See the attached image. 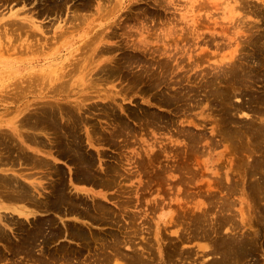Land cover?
I'll use <instances>...</instances> for the list:
<instances>
[{
    "label": "rangeland",
    "instance_id": "rangeland-1",
    "mask_svg": "<svg viewBox=\"0 0 264 264\" xmlns=\"http://www.w3.org/2000/svg\"><path fill=\"white\" fill-rule=\"evenodd\" d=\"M0 1H1L0 12H3L0 13L2 14L0 15V17H3L5 19L11 14L12 11L21 10L23 12L26 9V13L23 12V14H21V16H26L28 13H30L28 12L30 9L32 13L39 12L40 9L43 8L46 9V6L44 5L47 4L45 0H35L40 5H38L36 2L35 3L37 5L33 3L34 0L32 1L30 0V2L28 0L29 3L20 2L21 4L17 3L16 2L17 0H10V2H8V0L7 1L0 0ZM72 1H74V3ZM72 1L69 3L67 2V5L65 6L66 10L65 8L63 9V11H65L66 14L65 12L58 14L55 11H51L50 12L51 14L49 15L47 14V16L46 15L44 16V14L40 15V13L37 14L35 13L37 15V16L35 15L36 20L40 24L42 23L43 25H45L44 26L45 30L48 31L50 30L51 32L52 30L55 29L57 24L61 23L60 21H62V24H64V26L71 27L73 28L72 30L76 31L75 34H77V38H79L80 36L81 38H90L91 35L93 36L94 34L85 33L87 31V28L90 27L88 24H81L77 22L79 24L75 25L69 21L68 23L65 21V19H68L71 16L70 11L73 9V4L79 5L81 2H83L81 0H79L78 3H77L78 0L77 1L72 0ZM110 1L112 7L110 6ZM110 1L108 0L109 3L107 2V0L100 1L101 3L104 2V5H106V9H109V13L111 11L109 15L105 13L99 14V11L97 10V8H95V5L97 4L98 0L97 1L94 0L92 2V3L95 2V4L91 3V5H93L91 7L93 11L92 9H90L91 10L90 11L89 10L90 7H87L88 11L87 9L82 8L79 9L81 13L79 11L78 13H80L83 16H87L90 21L93 20L94 18L96 20L98 19L96 22H94V24L101 26H99L100 27L99 28L96 25H94L96 27L95 31L98 32V30L100 29L99 32L100 35H104V37H106L105 39L107 40V44L110 47L113 46V50H111L113 52L111 53L109 52L103 55V59L106 60V63H108V65L110 64V66L112 65L113 67L115 66V68L117 69H121L119 71L117 70L116 75H118V78H116L117 76H114L113 79L112 77L111 79L110 78L106 79V77H104L105 78L104 79L103 77H101V75L97 74L98 70L94 69V71H88L86 72L85 77H86V81L87 82L89 81L90 85L89 83H85L83 86L77 85L72 87L71 90H74V92H79L81 94L91 95V99L87 101H82V100L73 101L70 99V101L65 102L64 101L65 96H61V95L59 96V94L56 95L53 94L56 97L54 100L58 101L62 105H71L80 108L81 106L86 104L88 105L95 104L97 102L107 103L109 102V100L111 101L112 97H114L115 101L113 102L115 103V107H117L118 110L117 112L121 116H124V118L127 119V121H129L132 124V126L135 128L136 133H138V130L141 131L142 128L140 127L141 120H139L140 121L139 122L138 120L133 119V117H135L136 115L135 113L140 114L141 117L143 116V119L144 117H146L151 113H156L163 116L164 119L166 118L167 120L173 123L172 131L177 130L178 126L181 128H190L191 130H193V132L196 133L206 132L207 138H203L202 140H200L201 142L199 144L200 148H194L196 151L194 150L193 152L190 150L193 153L192 154V153H188L190 151H188V148H185L184 146L185 143V141L183 140L184 137H177L173 133L172 135H170L168 133V131L170 130V126L166 124H163V126L165 127L163 129L165 130H154V129L151 130L156 132L155 136L158 137L160 141L164 138H170L175 142L174 145L176 146L177 144H179L178 147L180 148L178 147L172 149L165 148L164 150H162L163 148H160L161 145H157L155 146V148L153 147L146 148L147 143L144 140H147L148 142H152V140H150V138L152 137L147 136V133L145 131H142L140 134L136 135V137L134 136L135 138H132L130 140L128 139L129 137L120 134L116 137V140L112 143H106L105 145L96 144V143L92 144L89 141V138L87 137V133H88L87 130L83 128L82 135H83V144H84L85 152L90 151L94 153L95 156H97L99 152L106 151L107 155L101 157L102 168H104L106 163H109L111 165L120 163L119 170L121 169L124 176H121V180L117 184V186L111 188L110 190L102 189L101 187H96L92 185L85 186L81 183H76L78 185H81L77 187L80 188L87 187V189L94 191H103V192L106 191L108 192V196H112V197L113 195L119 196L123 192L120 195L122 196V200H126L127 198L130 197H134L135 199L140 198V204L138 206L139 208H137L136 206H131L130 208H127V210L131 214H133L136 211H140L146 216V218H144L143 225L141 226L142 233L137 238L138 242L140 243L138 247L141 249V251H143L144 248L143 245L147 246L148 244V248L150 250L147 248L144 255L146 259H148L149 261L150 260L153 261V264L154 263L163 264V262H161L160 260V257L158 258V256H160L159 253L160 248L158 242H161L163 249L169 252L172 251V248H175L176 244H177V249L176 248L175 249L180 250V252H182V248H184V250H188V249L191 250V254H190L191 256L189 258L173 256V263L175 262L174 264H183L184 261L185 262L187 261L188 264H206L208 261H213L211 260L212 258L215 259L216 257H218V254H216L217 256H215V253H213V255L212 253L211 254L209 253V251H211L213 247L211 245L214 244V241L212 243L210 239L208 240V239L194 237L193 228H191L192 226L191 219L194 217L196 218V215H204L206 217L208 216L207 217L208 221L210 220L209 222L213 224L216 222V220H220L222 218L224 219V216L234 217L235 215L237 220H240L242 222V215L248 214L249 216V214L255 213L254 208L255 207L257 208V206L260 204H258L254 200L255 197H253V194L251 195L249 194L248 188L245 191L244 189L245 186L243 185L242 177L245 172L247 173L246 167L249 168L248 162L249 161L254 162L257 159V157L259 158V156L263 152V148L260 149L257 147L258 144L259 145L261 144L262 147H264V136L262 135L259 136L258 140H255L254 143L250 138L244 139L243 143L241 141L242 143L241 144L236 140H228L222 137L221 135H219L218 133L219 126L223 124V122L221 121H223V117H224L223 110L220 112L221 103H218V100L215 101L213 99L212 100L206 99V96L204 98V95H206L205 92L206 90L204 89L205 90L204 91L205 94H204L202 90L203 88H200V86L207 79L220 75L223 77V74L226 73V75L228 76L224 74L225 78L221 77L222 80H224V82L222 81V83L220 84L221 86H225V84L227 83V79L228 81L229 78L230 80L233 79L231 77V74H233L234 77L240 74L236 78L238 79L240 76L243 77H240L239 79L241 78L242 79L239 81L236 79L235 81L237 82L236 85H234L235 84L234 80L232 81L233 87L238 86L236 88H233L235 89V91H237V93L235 92L236 96H233L232 99L233 101H235L233 104H237V106L243 108H241V111L238 110L237 112L236 109H234L235 111L233 110L232 112L235 114L236 118L238 117L239 120H249L253 118L256 121L257 125L264 123V54H263L264 50L262 51V53L261 51H259V49L261 48L264 49V42H263L264 41V0H248V1L247 0H113L114 2L112 0ZM240 1H242V3ZM244 1L246 2L244 3ZM6 2H8V4H6ZM70 4L72 5L70 6ZM33 5H35L36 7ZM133 6L135 9H132ZM33 7L35 8V10ZM129 7L131 8L130 11H129ZM113 9H115V11ZM75 10L77 11V6L74 7L73 11ZM94 10L96 11V13ZM145 10H147L148 13ZM149 10H151L152 12ZM144 11L145 13H147L146 15ZM158 11L160 12V14ZM139 12L143 13V15L140 14ZM53 13L54 16L52 15ZM85 13H87V15ZM134 13L136 15V18ZM61 14L62 15L65 14V18L64 15L62 17ZM150 15L151 16L154 15L155 19L158 16L157 17L158 22L157 21L155 22L154 17L151 18ZM99 16L101 17L102 20L99 19L100 18ZM125 17L128 18L126 19ZM56 18L58 19L57 22L55 21ZM149 20L150 22L147 24L146 22ZM46 23L47 25H49V27L48 26L46 27ZM135 23H139V24L135 25ZM167 24L168 26H166ZM50 25L52 26V29ZM74 25L78 27V28L76 27V29H79L78 31L74 29L75 28ZM51 32H49V34L47 33V35L52 36L53 32L52 33ZM106 34L108 35L106 36ZM259 37L261 40H259ZM66 39L67 37L65 38L58 37L53 44L48 45L46 47V49H50L48 50L47 53H53L61 45H63L62 43H64ZM254 39L257 41V44L255 43L256 41L254 42L256 45H252L254 44L253 43ZM176 40H179V42L178 41H177L178 43L175 42ZM172 42L174 44H171ZM260 42L263 43L261 44ZM258 44L259 45L261 44L262 47L261 45L259 46ZM81 46H82L81 41L75 44L72 43V46L69 47V50H66V48L63 49V52L61 53L62 55L61 58L57 60L55 56H52L51 61L53 62L57 60L56 62H54L55 64H57L59 62L66 61V59H68V61L69 60L72 61L73 59H75V57H81V55L79 54H82L83 52L80 50L77 51L75 54L74 53L71 54V52L76 51ZM254 46L255 48H253ZM59 50L60 49H58L57 51ZM142 51L144 52V54H142ZM131 52L132 54L130 55ZM27 53L29 54H25V53L20 54V51H14L9 54H3V55L0 54V65H1L0 68L2 67L0 71L8 70L4 68V67H8L5 66L6 64L25 63L24 65H20L21 67L17 68V70H19V73L15 71V73L13 74L12 83L16 81L18 82L22 78H27V76H29L30 74L32 75L33 73L32 71H34L35 69L33 67H30L31 66L30 64H33L31 62L32 61L34 62V60H37V58L43 56L40 54H32L31 52H27ZM133 54L134 56L132 57ZM47 55L49 54L44 55L42 58L48 57L50 59V55L49 56ZM175 55H176V59H174ZM255 55L257 58L255 57ZM139 56L141 57V59ZM110 58L113 59L111 60ZM114 58H118V59L120 58V61ZM136 58L137 60L139 59L137 61L138 63L136 62ZM255 58L257 60H255ZM114 60H116L117 63H115L116 61ZM131 60L133 63L131 62ZM141 60L142 62L139 63ZM160 60L161 63L163 60L164 63L162 64L163 66L160 65L161 64L159 63ZM165 60L168 63L165 62ZM103 64H105V62H103ZM121 64H122V68L120 67ZM170 64L173 66H171ZM240 64L243 65L241 66ZM41 65H43V62ZM166 65L168 70L167 68H165ZM168 65H170L171 67ZM175 65L178 69H176L175 72H173ZM231 66L232 68L233 66L236 67V71H238L239 73L234 70L235 68L231 70ZM249 66H250V70H248ZM156 67L158 68L157 70ZM251 67L253 69H251ZM78 68L80 69L81 67L78 66ZM229 68L230 70H227ZM243 68L247 70L244 71ZM141 69L144 72L145 71L146 72L144 73ZM122 70L125 72V74L121 72ZM129 71H131V73ZM147 71L149 72L148 74H146ZM150 71H152V73ZM160 71L161 73H159ZM162 71L166 73L164 74L162 73ZM226 71H228V74ZM232 71H235V73ZM240 71H244V72H240ZM118 72L121 73L119 74ZM126 72L129 74H127ZM134 72L137 73L136 74L137 76L138 73L141 74H139L138 77H135L136 75L134 74ZM132 73L133 75H135L134 78L132 77L133 76ZM142 73H143V78L142 76H140L142 75ZM123 75L126 79L123 77ZM150 75L151 77H149ZM152 75H157V76H155L156 77L155 78ZM165 75L168 76L167 77L168 79H166ZM256 75L257 78L254 80L253 78H255ZM184 76H185V81L182 84L174 85L175 82H179L181 78H184ZM250 76L253 78H251ZM160 77H162V79L164 78L163 81L165 83L163 82L161 86H157L155 83L154 87L152 88L150 84L153 85L154 84L153 81L158 82L157 78L159 79ZM245 77H247V79H245ZM129 78H131L132 81ZM136 78L140 80L138 81ZM144 78L146 80V84H144V80H143ZM5 79H6L5 82L8 81L7 80L8 78ZM122 79H124L125 81H123ZM149 79L150 81L152 79L151 81L152 83H150ZM127 80L129 81V84ZM136 80L138 82V86L136 85L137 84ZM248 80L250 82H247ZM171 82H173L174 84L173 83L170 84ZM238 82L239 85H237ZM27 83L28 81L26 80L25 84L21 86L29 87ZM139 83L141 86L139 85ZM127 85L130 86L127 87L130 89L127 88L125 89ZM187 85L188 87H192V88L195 87L197 89L196 95L198 96L196 95L193 96L194 95L193 92L190 93V95L193 96V99L191 101L186 100V98L183 97V95L185 94V92L183 91H186L183 88L187 89ZM6 86L7 85L4 84L2 87H0L1 91H7L8 89ZM139 86L143 88L139 89L140 88ZM145 86L148 88V90H146L147 88H144ZM28 87H26V89H21V88L18 89V91H26L27 97L25 96L24 99L21 98L20 99L9 98L11 100L7 98L2 99L1 96L2 94L0 93V142L3 140L7 142L10 146V148H6L4 149V151H2L1 149L2 143L0 144V157L1 156L3 157L2 158L3 162H1L2 164L0 165V173L12 174L20 178L27 176V178L26 177L25 178L29 182L36 181V182H42L44 185H47L48 179L44 177L47 176L46 169L34 168L32 166L21 164L20 162L22 160H20L19 157L16 156L17 149L15 148V146H19L20 148L25 149L28 152L47 158L50 161H52V163H57L62 167L66 168V170L70 169L71 167L70 164L66 163L67 162L66 159L60 157L58 154L55 157H51L50 155L45 154L44 151L49 152L48 148H50V146L48 144L41 143L40 145H37L35 143L26 142V140H23L22 136L19 135L20 132L14 130V128H12V125H9L7 123V121H9L11 124L16 122L15 128H18L19 130L22 131L20 127L21 120L30 111L35 110L33 97L31 96L32 98H29L32 89L31 88L29 89ZM132 87H134V89H132ZM149 87L152 89H149ZM175 89H177V91ZM139 90H142L143 92ZM12 91L14 90L11 91L9 90L8 92H12ZM169 91L172 92L171 94L181 91L182 93L179 99L182 100L178 99L176 103L174 102L172 104L162 103L161 101L164 100V97H167L168 94H170ZM199 92H201L203 95ZM4 94L7 95L6 93ZM100 95L110 96L111 99L103 100L102 97H99ZM199 96L201 97L195 98ZM256 96H258L259 98L258 97L256 98ZM152 97L153 100H151ZM251 97L252 99H250ZM154 99L157 100L155 101ZM197 99L200 100L196 101ZM158 100L159 102H157ZM247 101H249L248 103L250 104H248ZM238 102L240 103L238 104ZM241 102L244 104L240 106ZM160 103L162 106L160 105ZM244 105L247 107H245ZM249 105L251 110L248 108ZM258 105L259 107H257ZM124 107L126 108V110L127 108H129L130 110L129 109L128 110L132 113L130 114L128 110H127L128 112L124 110ZM255 107L257 109H255ZM96 108H101V106L93 107V111H92L93 114H91V116H93V118H97V121L102 123L103 126L106 127L108 132L111 131L112 128L114 127V122L109 123L106 117L103 118L102 116H99L100 110ZM243 109L244 111H242ZM221 113L223 114V116ZM23 129H26L25 131L28 132L32 131L26 127H24ZM12 137L15 140H13ZM44 137L49 140V143L51 145L56 147L55 144L52 143L51 137H49L47 134L44 135ZM148 137L150 138L148 139ZM94 139H97V137L96 138L94 137ZM250 140L252 142H250ZM238 146L241 147L238 148ZM10 152L14 154L13 155L14 161L12 160L11 157L8 158L7 156H5V155H12ZM190 154H192L190 156L191 158L187 156ZM156 155L158 157L156 158L155 161H152V158H155ZM149 158H151V161H149ZM164 167L167 168V170L169 171L168 173L161 170ZM161 171L163 173H161ZM251 179H255V176L253 175L248 177V184L251 183L252 181ZM235 186L238 187V188L236 187L237 190L235 189ZM251 197L253 199H251ZM227 199H229L230 201L233 199L232 200L233 204L231 207L230 206L224 207L223 203L224 201H228ZM105 200H106L105 202L111 208L115 210L118 209L117 205L113 202L114 200H110L108 199V197H106ZM254 202L257 203V206ZM0 205L2 207H14L16 209L26 208V209L34 210V208L28 204L14 202V201L12 202L10 200H0ZM232 209L233 211H231ZM1 211L3 213H6V215L8 214L7 216L10 215H11L10 217L13 216L14 223L4 222L7 225L5 226V224H3V226H5V229L9 232V234L13 236L12 238L14 239V241L15 239L17 240V237L19 236L18 232L20 231L19 229L21 228L20 227L18 229V225L15 224L16 221H20L24 223V225L27 228L30 226L29 222L34 218V216H26L25 214L12 212L6 210L5 208L2 209ZM42 214L45 213H43L42 211L40 212L36 211V215L39 216ZM124 220L126 219H123V221ZM157 225L159 226L158 230L161 231L160 234L161 241H158L155 238L156 237L155 229ZM226 225L222 229L223 230L222 234L225 233L229 235L231 233V230L229 231L230 229L229 227L231 224H229V226ZM207 226L209 227L208 224ZM104 227L106 228V226H102V228ZM16 228L18 230H16ZM246 228H244V230L237 229L236 231L238 233L240 232L243 234L244 232L249 231L248 229L246 230ZM258 228L259 226L255 224L254 229H258ZM180 234L184 235L185 237L179 239ZM147 240L148 241L150 240L152 243L148 242ZM66 241L68 243H66ZM141 241L143 243H141ZM176 241L178 243H176ZM57 242L51 245L53 251L54 249H56L55 248L56 246L58 248L60 246L63 247L64 245H68L72 243V241L66 239L63 240L60 239ZM144 242H146V244ZM150 243L152 246L150 245ZM260 243L263 246L262 245L257 246V248L259 247L256 250L258 254L255 253V256L257 258H255V261H250L249 264H251V262L252 264H261V263L264 264V244H263L264 241H261ZM5 244L6 243H4L3 241H0V249L3 252L5 251L7 253V256L8 255L9 256L8 258L6 256L5 259L0 260V264H15V262L16 264H18L17 262L20 263L25 262L24 264H28V263L33 264V262L31 261L30 262L22 261L24 258L23 256H21L22 258L20 256L14 257L15 255L11 254L6 249ZM72 244L74 245V242ZM164 245H167V247H165ZM153 246L154 248H151ZM37 250H39V248ZM150 251L151 253L153 252V255L150 253ZM37 252L39 253L40 251ZM180 252L178 253V255L181 254ZM62 263L63 262H60L58 264H62Z\"/></svg>",
    "mask_w": 264,
    "mask_h": 264
},
{
    "label": "bare ground",
    "instance_id": "bare-ground-1",
    "mask_svg": "<svg viewBox=\"0 0 264 264\" xmlns=\"http://www.w3.org/2000/svg\"><path fill=\"white\" fill-rule=\"evenodd\" d=\"M45 1L47 2V4L44 5V6H46V9H44L42 7L43 9H40L39 12L32 13L31 9L28 8L30 10L28 11V9H27V11L30 13H28L26 16H21V14H23V12L26 13V9L25 10L23 9L24 10L23 12L21 10L12 11L11 14L6 19L3 17H0V54L3 55V54H9V53L14 52V51H20V54H23V53L29 54L27 52H31L32 54H40L43 56L46 54L50 55V59L48 57L42 58L43 56H41V57L37 58V60H34V62L32 61L31 63H33V64H30L31 65L30 67H33L35 69L34 71H32L33 72L32 75L30 74L29 76H27V78H22L18 82L16 81L14 83H12L13 74L15 73V71H17L19 73V70H17V68L21 67L20 65H24L25 63H22V64H18V63L6 64L5 66H8V67H4V68H6L8 70L0 71V87H2L4 84H6L7 85L6 87L8 90L7 91H1V89H0V91H1L0 93L2 94L1 95L2 99H6V98L7 99H9V98L24 99L25 96L27 97L26 91H18V89L19 88L26 89V87H28V86L22 87L21 85H24L26 80L28 81V83H27V85H29L28 88L32 89V92L29 95V98L33 97V103L35 105V108H34L35 110L30 111L21 120L20 127H21L22 131L19 130L18 128H15L16 122L11 124L9 121H7V123L9 125H12V128H14V130H16L17 132L19 131L20 132L19 135L22 136L23 140H26V142L35 143L37 145H40L41 143L42 144H48L50 146V148H48L49 152L44 151V153L47 155H50L51 157H55L58 154L60 157L65 158L67 161L66 163L70 164L71 167L69 170H66V168L62 167L61 165H59L57 163H52V161H50L47 158L35 155L31 152L26 151L25 149L20 148L19 146H15V148L17 149V152H16L17 155L16 156L19 157L20 160H22L20 162L21 164H25L27 166H32L34 168L46 169L47 176H44V177L48 179V183H47V185H44L42 182H36V181H30L29 182L26 180L27 176H25L26 178L23 177L24 178L23 179V178L17 177L16 175L0 173V200H10L12 202L14 201V202H19V203H25V204H28L31 207H33L35 210L34 211V210L26 209V208L16 209L14 207H2L0 205V241H3L4 243H6L5 244L6 249L11 254L15 255L14 257L23 256L24 258H23V260L21 259L22 261H28V262L31 261V262H33V264H58L60 262H63L62 264H153V261H151V260L149 261L148 259L145 258V255H144L146 249L148 248V244H147V246L142 244L144 247L143 248L144 252L141 251V249L138 247L140 243L138 242L137 238L142 233L141 232L142 231L141 226L143 225V221H144V218H146V216L140 211H136L133 214H131L127 210V208H130L131 206H136L137 208H139L138 206L140 204V198L135 199L134 197H130V198H127L126 200H122V196H120V195L123 192L119 196L113 195V197H112V196H108V192H106V191L105 192L94 191V190L87 189V187L86 188L77 187V186H81V185H78L76 183H81L85 186L92 185V186H96V187H101L102 189L110 190L111 188H114L115 186H117V184L121 180V176H124L121 169L119 170L120 163L114 164V165L106 163L104 168H102L101 157L104 155H107L106 151L99 152L100 155L98 154L97 156H95V154L90 152V151L85 152L84 144H83L82 129L84 128L87 130V132H88L87 137L89 138V141L92 144L96 143V144L105 145L106 143H112L116 140V137L120 134L125 135L126 137H129L128 139L130 140L132 138H135L136 135L140 134L142 131H145L147 133V136L152 137V138L148 137V139L150 138V140H152V142H148L147 140H144L147 143L146 148H152V147L155 148V146H157V145H161L160 148H163L162 150H164L165 148H167V149L168 148H171V149L177 148L179 144H177L175 146L174 145L175 142L172 139L164 138L160 141L159 138L155 136L156 132L151 130V129L165 130V129H163V128H165L163 126V124H166V125L170 126V130L168 131V133L170 135H172V133H173L177 137H184L183 140L185 141V143H184L185 148H188V151L191 150L193 152L195 150L194 148H200L199 147V144L201 143L200 140H202L203 138H207V134H206V132L196 133V132H193V130H191L190 128H181L179 126H178L177 130L172 131V125H173L172 122H170L166 118L164 119V117L159 115V114L151 113V112H150L151 114L148 113L149 115L144 117V119H143V116L141 117L140 114L135 113L136 115H135V117H133V119H136L138 121L141 120L140 127L142 128L141 131L138 130V133H136L135 128L132 126V124L129 121H127V119H125L124 116H121L117 112L118 111L117 107H115V103L113 102V101H115V99H114V97H112V99H111L110 96H101L100 95L99 97H102L103 100L111 99L112 102L109 100V102H107V103L97 102L95 104H89V105L86 104V105L81 106L80 108L77 106L62 105L58 101H55L54 99L56 97L54 95H56V94H59V96L60 95L65 96V100H64L65 102L70 101V99L73 101H78V100L87 101V100L91 99V95L81 94L79 92H74V90H71V88L74 86H77V85L83 86L85 83H89V81L88 82L86 81V77H85L86 72L94 71V69H96V70H98L97 74L101 75V77H103V78L106 77V79H109V78L111 79V77H112V79H113L114 76H117L116 78H118V75H116L117 70L119 71L121 69H117V68H115V66L113 67L112 65L110 66V64L108 65V63H106V60L103 59V55H105L109 52L110 53L113 52V51H111V50H113V46L110 47L107 44V40L105 39L106 37H104V35H100V33H99L100 27L99 26H101V25L94 24V22H96L98 19L96 20L94 18L93 20L90 21L87 16H83L80 14L81 11H79V9L85 8V9H87V11H88L87 7H90L89 10L92 9L91 7L93 5H91V3L94 0H81L83 2H81L79 5L73 4V9L70 11V14H71L70 18L65 19V21L67 23L69 21L75 25L76 24L78 25L79 23L88 24L90 27L87 28V31L85 33H93L94 34L93 36L91 35L90 38H81V36L80 37L78 36L79 38H77V34H75L76 31L72 30L73 28H71V27L64 26V24H62V21H60V20L59 21L61 23L57 24L55 29L52 30L53 35L52 36L47 35V33L49 34V32H51V31L45 30L44 29L45 25H43L42 23L40 24L36 20V16H37L36 14L40 13V15L44 14V16L45 15L47 16V14L48 15L51 14L50 13L51 11H55L58 14H60L62 12H65V11H63V9L67 5V2L69 3L72 0L71 1H69V0H45ZM100 1L101 0H98L97 4L95 5V8H97V10L99 11V14L105 13V14L109 15L111 13V11L109 13V9H106V5H104V2L101 3ZM8 2H10V0H8ZM8 2H6V4H8ZM16 2L17 3H20V2L27 3L28 0H17ZM29 2H30V0H29ZM35 2L36 1L34 0L33 3H35ZM72 2L74 3V1H72ZM78 2H79V0L77 1V3ZM107 2H108V0H107ZM240 2L242 3V1H240ZM245 2L246 1H244V3ZM249 3H250V1H249ZM37 4L40 5L39 3H37ZM92 4H95V2ZM118 4H119V2H118ZM246 4H248V3H246ZM41 5H43V4H41ZM71 5L72 4H70V6ZM111 5L112 4L110 1V6ZM248 5H250V4H248ZM33 6H35V5H33ZM75 6H77V11L76 10L73 11ZM114 6H115V4H114ZM134 6L132 9H135ZM38 7H40V6H38ZM116 8H117V6H116ZM130 9L131 8L129 7V11H130ZM141 9H142V7H141ZM147 9H149V8H147ZM34 10H35V8H34ZM37 10H39V9H37ZM65 10H66V8H65ZM113 10L115 11V9H113ZM136 10H137V8H136ZM78 11L80 13H78ZM92 11H93V9H92ZM142 11H143V9H142ZM145 11L147 12V10H145ZM145 11H144V13H145ZM149 11H151V10H149ZM0 13H3V12H0ZM95 13H96V11H95ZM147 13H145V15ZM164 13H163V15H164ZM65 14H66V12H65ZM65 14H63L64 18H65ZM70 14H68V15H70ZM85 14L87 15V13H85ZM132 14H133V12H132ZM140 14L143 15V13H140ZM159 14H160V12H159ZM0 15H2V14H0ZM52 15L54 16V13ZM63 15H62V17H63ZM97 15H98V13H97ZM134 15H135V13H134ZM88 16H89V14H88ZM91 16H92V14H91ZM40 17H42V16H40ZM60 17H59V19H60ZM152 17H154V15L151 16V18ZM157 17H156V19L154 17L155 22L157 21ZM135 18H136V15H135ZM151 18H149V19H151ZM51 19H53V18H51ZM99 19H101V17ZM141 19H142V17H141ZM57 20L58 19L56 18L55 21L57 22ZM129 20H130V18H129ZM125 21H127V20H125ZM77 22H79V23H77ZM138 22H139V20H138ZM149 22H150V20L147 21L146 23L148 24ZM172 22H173V20H172ZM131 23H129V24H131ZM136 24H139V23H135V25ZM75 25H74V27H75L74 29H76V27H77ZM94 25L99 27L98 32L95 31L96 27ZM47 26L49 27V25H47V23H46V27ZM104 26H106V25H104ZM124 26H126V25H124ZM166 26H168V24ZM51 29H52V26H51ZM102 29H103V27H102ZM76 30L78 31L79 29H76ZM103 31H104V29H103ZM112 34H113V31H112ZM107 35L108 34H106V36ZM58 37H62V38L67 37V39L64 43H62L63 45H61L58 48V49H60L59 51H57L58 50L57 49L53 53H47L48 50H50V49H46V47L48 45L53 44L57 40ZM109 38H110V36H109ZM259 40H261L260 37H259ZM79 41H81L82 46L80 48H78L76 51L71 52V54H73V53L75 54L77 51L80 50L83 52L82 54H79V55H81V57H75V59H73V60L71 59L72 61H70V60L68 61V59H66V61H63V62H59L57 64L54 63L59 58L62 57L61 53L63 52L64 48H66V50H69V47L72 46V43L75 44ZM177 41L179 42V40H176L175 42H177ZM255 41L256 40L254 39L253 43ZM255 43L257 44V41ZM255 43L252 45H256ZM171 44H174V43L172 42ZM177 46H178V44H177ZM259 46H258V48H259ZM261 47H262V45H261ZM253 48H255V46ZM263 50L264 49H262V48L259 49V51H261V53ZM24 51H26V52H24ZM149 51H150V49H149ZM253 52H254V49H253ZM253 52H252V54H253ZM147 53H148V51H147ZM147 53H146V55H147ZM131 54H132V52L130 53V55ZM142 54H144L143 51H142ZM49 55H47V56H49ZM52 56H55L57 58V60L52 62L51 61ZM126 56H124V57H126ZM133 56H134V54L132 55V57ZM137 56H138V54H137ZM252 56H254V55H252ZM255 57H256V55H255ZM256 58H255V60H257ZM114 59L120 61V58L119 59L114 58ZM134 59H135V57H134ZM140 59H141V57H140ZM174 59H176V55L174 56ZM116 60H114V61H116ZM138 60L136 58V62ZM252 61H253V59H252ZM42 62H43V65H41ZM103 62H105V64H103ZM131 62H132V60H131ZM136 62H135V64H136ZM141 62H142V60L139 63H141ZM165 62H167V61L165 60ZM115 63H117V61ZM143 63H144V61H143ZM159 63H161V60ZM167 63H165V64H167ZM180 63H181V61H180ZM239 63H241V62H239ZM153 64H154V61H153ZM162 64H164L163 60H162V63L160 65L163 66ZM179 64H178V66H179ZM149 65H150V63H149ZM170 65H168V66H170ZM78 66H80L81 68L79 69ZM158 66H159V64H158ZM171 66H173V65H171ZM120 67L122 68V64ZM151 67H152V65H151ZM1 68H0V70H1ZM33 68H31V69H33ZM126 68H128V67H126ZM165 68H167V65L165 66ZM233 68H235L234 70L236 71V67L233 66ZM233 68L231 66V70ZM245 68H247V67H245ZM27 69H28V67H27ZM157 69L158 68L156 67V70ZM176 69H178V68L175 65L173 72H175ZM251 69H253V68L251 67ZM167 70H168V68H167ZM227 70H230V68ZM243 70L245 71L247 69L243 68ZM248 70H250V66L248 67ZM148 71L146 74L149 73ZM152 71H153V68H152ZM152 71H150V72L152 73ZM235 71H232V72L235 73ZM244 71H240V72H244ZM121 72L125 74V72L123 70ZM121 72H118V73L120 74ZM129 72L131 73V71H129ZM201 72H202V70H201ZM226 72L228 74V71H226ZM236 72H238V71H236ZM156 73H158V72H156ZM159 73H161V71ZM162 73L165 74L166 72L162 71ZM253 73H254V71H253ZM127 74H129V73H127ZM134 74L136 75L137 73L134 72ZM139 74H141V73H138V76H139ZM154 74H155V71H154ZM167 74H168V72H167ZM224 74L226 75V73H224ZM224 74H223V77L220 75V76H214L212 78H209L205 82H203V84L200 86V88H203L202 89L203 93L205 94V92H206V95H204V98L206 96V99H209V100L213 99L215 101L218 100V103H221L222 109L220 108V112L223 110L224 117H223V121H221V122H223V124L221 123L222 125L219 126L218 133H219V135H221L222 137H224L228 140H236L239 143H241V141H242V143H243L244 139L250 138L254 143L255 140H258L259 136H261V135L264 136V123L257 125L256 121L253 118L249 119V120H239L238 117L237 118L235 117V114L232 111L234 109H236L237 112H238V110L241 111V108H243V107H239V106H237V104H233L235 101H233L232 97L236 96L235 92L237 93V91H235V89H233V88H236L238 86L233 87L232 81L234 80V82H235L237 79L236 77H238L240 74L237 75L236 77H234L233 74H231V77L233 79L230 80V78L227 77V78H229V81L226 78L227 83L226 82L225 83L227 85L225 84V86H221L220 84L222 83V81L224 82V80H222V78H225ZM132 75H133V73H132ZM135 75H133L132 77L134 78ZM251 75H253V74H251ZM138 76L136 75L135 77H138ZM140 76H142V78H143V73ZM152 76L155 77L157 75H152ZM226 76H228V75H226ZM253 76H255V75H253ZM123 77H124V75H123ZM149 77H151V75ZM158 77H159V75H158ZM162 77H164V76H162ZM162 77H160L159 79L157 78L158 82L153 81L154 82L153 85L150 84L152 86V88L154 87L155 83L157 86H161L163 84L164 78L162 79ZM167 77L168 76H166V79H168ZM240 77H243V76H240ZM247 77H245V79H247ZM5 78H8L7 79L8 81L5 82V80H6ZM145 78L143 79L144 84H146ZM239 78L237 79L238 81L242 79V78L241 79H239ZM251 78H253V77H251ZM256 78H257V75L253 79L255 80ZM129 79H131V78H129ZM122 80L125 81L124 79H122ZM137 80H136V83H137L136 85L138 86ZM131 81H132V79H131ZM149 81H150V79H149ZM151 81H152V79H151ZM151 81H150V83H152ZM165 81H167V80H165ZM184 81H185V76H184V78H181L179 82H175V84L173 82H171L170 84L173 83L174 85H178V84H182ZM244 81H243V83H244ZM133 82H132V84H133ZM247 82H250V81L248 80ZM236 83L237 82H235L234 85H236ZM128 84H129V81H128ZM89 85H90V83H89ZM139 85H140V83H139ZM217 85H219V86H217ZM237 85H239V82ZM240 86H241V83H240ZM127 87H130V86L127 85L125 87V89ZM134 87H136V86H134ZM134 87H132V89H134ZM150 87H149V89H152ZM141 88H143V87H140L139 89H141ZM144 88H147V87L145 86ZM127 89H130V88H127ZM183 89L186 90V91L182 90L183 92H185V94L183 93L184 94L183 97L186 98V100L191 101L193 99V96H195L197 94L196 93L197 89L195 87L192 88V87H188V85H187V89H185V88H183ZM9 90L10 91L14 90L15 92L14 91L8 92ZM146 90H148V88ZM175 90L177 91V89H175ZM17 91H18V93H17ZM139 91H142V90H139ZM192 92L194 93L193 96L190 95V93H192ZM250 92H252V91H250ZM4 93H6L7 95H5ZM171 93L172 92H170V94H168L167 97H164V100H162L161 102L164 104H172L174 102L176 103V101H178V99L181 97L182 92L181 91L175 92V93L173 92L174 94H171ZM199 93H201V92H199ZM241 94H242V92H241ZM9 96H12V97H9ZM196 96H198V95H196ZM200 97L201 96L195 97V98H200ZM257 97L258 96H256V98ZM160 98H162V97H160ZM250 99H252V97ZM9 100H11V99H9ZM151 100H153V97L151 98ZM154 100L156 101L157 99H154ZM179 100H182V99H179ZM199 100L197 99L196 101H199ZM157 102H159V100ZM248 102L249 101H247V103ZM239 103L240 102H238V104ZM243 104L244 103L241 102L240 106ZM248 104H250V103H248ZM160 105H161V103H160ZM95 106H101V108H96V109L100 110L99 116H102L103 118L106 117L107 121L109 123L114 122V127L112 128L111 131L108 132L106 127H104L102 123L97 121V118H93V116H91V114H93V112H92L93 107H95ZM245 107H247V106H245ZM257 107H259V105ZM248 108L250 109V105L248 106ZM128 109L129 108H127V110ZM244 109L242 111H244ZM255 109H257V108L255 107ZM124 110H126L125 107H124ZM138 112H141V111H138ZM259 112H260V110H259ZM131 113L132 112H130V114ZM222 116H223V114H222ZM219 124H220V122H219ZM24 127L29 128L32 131L31 132L25 131L26 129H23ZM88 127H89V130H88ZM46 134L49 137H51V141L53 144H55L56 147L51 145L49 143V140L44 137V135H46ZM94 137L95 138L97 137V139H94ZM13 140H15V139L13 138ZM251 140H250V142H252ZM0 144L2 145V148H1L2 151H4V149H6V148H10L9 144L3 140L0 142ZM38 147H40V146H38ZM239 147H241V146H238V148ZM178 148H180V147H178ZM257 148H260V149L263 148V152L261 153V155L258 153L260 156H259V158L257 157V159L254 162H250V161L248 162L249 168L246 167L247 173L244 171L245 173L243 174V177H242V182H243V185L245 186L244 187L245 191L248 188L249 194L250 195L253 194V197H255L254 200L258 204H260L257 206V203L254 202L257 206V208L253 207L255 209V213L249 214V216H248V214H246V212H245V214L247 216L242 215V222L240 220H237L235 215H234L235 218L232 216H229V217L224 216V219L221 216L222 219L218 218L220 220H216V222L213 224H211L209 222L210 220L208 221V218H207L208 216L206 217L204 215H196L197 219L195 217L191 219V225H192L191 228H193V236L194 237L208 239V240L210 239V241L212 243L214 241V244L211 245L213 247H212L211 251H209V253L210 254L212 253V255H213V253H215V256H217L216 254H218V257H216L215 259L212 258L211 260H213V261H208L206 264H249L250 261H255V258H257L255 256V253L258 254V252H256V250L259 247L257 248V246L258 245L261 246L262 244L260 242L264 241V147H262L261 144L260 145L258 144ZM191 151L188 153H192ZM258 152H260V151H258ZM10 153L12 155H5V156H7L8 158L11 157L12 160L14 161V159H13L14 154L12 152H10ZM192 154L187 155V156L190 157ZM157 157L158 156L156 155L155 158H152V161H155ZM2 158L3 157L1 156L0 157V165L2 164L1 162H3ZM149 161H151V158H149ZM161 170H163L164 172H167V173L169 172L167 170V168H165V167ZM161 173H163V172L161 171ZM253 175L255 176V179H251L252 180L251 183L248 184V177L253 176ZM237 186H238V184H237ZM237 186H235V189ZM106 197H108V199H110V200H114L113 202L118 207L117 210L111 208L105 202ZM251 199H253V198L251 197ZM227 200L228 201H224V203H223L224 207L225 206L231 207L233 204L232 203L233 199L231 201L229 199H227ZM4 208L6 210H9L12 212H17L19 214H25L26 216H34V218L29 222L30 226L27 228L24 225V223H22L20 221H16L15 224L18 225V229L20 227L21 228L19 229L20 231L18 232L19 236L17 237V240L15 239V241L12 238L13 236H11L9 234V232L5 229V226L7 224L4 223V222L14 223L13 216L10 217L11 215L7 216L8 214L6 215V213H3L1 210ZM36 211H39V212L42 211L45 214L38 216V215H36ZM231 211H233V209ZM229 213H230V211H229ZM123 219H126V220L123 221ZM3 224H5V226H3ZM207 224L209 225V227L207 226ZM226 224H228V225H226ZM229 224H231L229 227L230 228L229 231L231 230V233L228 235V234H225L223 232L224 234H222L223 227L225 225L229 226ZM255 224L259 226L258 229H254ZM102 226H106V228L105 227L102 228ZM244 228H246V230L248 229L249 231L244 232L243 234L240 232L238 233L236 231L237 229H240V230L243 229L244 230ZM18 229L16 228V230H18ZM158 229H159V226L157 225V227L155 229V232H156L155 238H156V240L161 241V237H160L161 231H159ZM183 237H185V236L180 234L179 239H182ZM60 239H62V240L66 239V240L72 241V243L74 242V245L71 243L68 245H64L63 247L60 246L61 248L60 247L57 248V246H56L55 247L56 249H54V251H53V248L51 245L54 244L55 242L59 241ZM169 239H171V238H169ZM259 240H260V242H259ZM142 241H143V239H142ZM142 241H141V243H143ZM146 242H144V243L146 244ZM148 242H151V241L149 240ZM66 243H68V242L66 241ZM151 243H150V245H151ZM176 243H178V242L176 241ZM57 244H58V242H57ZM158 245L160 248V250H159L160 256H158L155 252L154 253L158 256V258L160 257V260H161V262H163V264H174L175 262L173 263V256H180L182 258H189L191 256L190 255L191 250H189V249L184 250V248H182V252H180V250H176L177 244L175 246L176 249L172 248L171 252L164 250L161 242H158ZM171 245H172V243H171ZM164 246L167 247V245H164ZM178 246H180V245H178ZM38 248H39V250H37ZM151 248H154V246ZM37 251H40V252L38 253ZM178 251L181 254L178 255V253H179ZM150 253H151V251H150ZM151 254L153 255V252ZM6 256H7V253L5 251L3 252L0 249V260L5 259ZM8 256H7V258H8ZM17 260H19V259H17ZM17 263L19 264L20 262H17ZM24 263L25 262L20 263V264H24ZM15 264H16V262H15ZM157 264H159V263H157ZM183 264H188V263H187V261L186 262L184 261ZM251 264H252V262H251Z\"/></svg>",
    "mask_w": 264,
    "mask_h": 264
}]
</instances>
